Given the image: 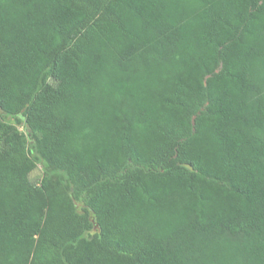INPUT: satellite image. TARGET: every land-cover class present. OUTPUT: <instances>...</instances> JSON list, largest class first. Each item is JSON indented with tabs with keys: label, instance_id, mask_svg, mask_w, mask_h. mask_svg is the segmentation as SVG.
<instances>
[{
	"label": "trees",
	"instance_id": "16d2710c",
	"mask_svg": "<svg viewBox=\"0 0 264 264\" xmlns=\"http://www.w3.org/2000/svg\"><path fill=\"white\" fill-rule=\"evenodd\" d=\"M0 264H264V0H0Z\"/></svg>",
	"mask_w": 264,
	"mask_h": 264
},
{
	"label": "rangeland",
	"instance_id": "374dc122",
	"mask_svg": "<svg viewBox=\"0 0 264 264\" xmlns=\"http://www.w3.org/2000/svg\"><path fill=\"white\" fill-rule=\"evenodd\" d=\"M21 132H24L25 134H27V129L25 128L24 125H18L16 126ZM37 167H33L34 170L32 171V173L30 174V179L31 181H35L37 178L41 177L42 174H43V169H42V166H38L36 165ZM97 231V227L95 226V228L93 229V231L91 232H88V236H91L93 235L95 232Z\"/></svg>",
	"mask_w": 264,
	"mask_h": 264
},
{
	"label": "water",
	"instance_id": "95a60500",
	"mask_svg": "<svg viewBox=\"0 0 264 264\" xmlns=\"http://www.w3.org/2000/svg\"><path fill=\"white\" fill-rule=\"evenodd\" d=\"M185 166H187L190 169H193V167L191 165H189V164H185Z\"/></svg>",
	"mask_w": 264,
	"mask_h": 264
}]
</instances>
